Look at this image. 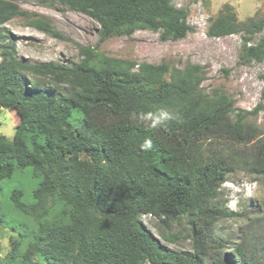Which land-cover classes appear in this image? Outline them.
<instances>
[{"label":"trees","instance_id":"16d2710c","mask_svg":"<svg viewBox=\"0 0 264 264\" xmlns=\"http://www.w3.org/2000/svg\"><path fill=\"white\" fill-rule=\"evenodd\" d=\"M57 1L98 24L95 44H78L80 58L70 63L19 58L3 27L14 17L65 36L43 14L0 0V111L18 116L12 137L0 133V184L25 169L37 178L29 201L21 189L9 193L22 224L12 227L17 234L0 264H253L240 243L221 254L226 247L213 227L233 215L216 197L235 165L264 176V131L245 120L259 105L238 109L222 89L206 92L201 64L137 62L99 50L109 37L138 29L182 38L191 29L187 10L171 0ZM246 22L225 3L207 33L246 26L240 57L260 61L264 19ZM221 140L250 144V152L222 155L213 145ZM142 214L166 226L184 218L191 248L161 243Z\"/></svg>","mask_w":264,"mask_h":264},{"label":"rangeland","instance_id":"374dc122","mask_svg":"<svg viewBox=\"0 0 264 264\" xmlns=\"http://www.w3.org/2000/svg\"><path fill=\"white\" fill-rule=\"evenodd\" d=\"M21 9L43 14L61 31L65 39L46 34L27 25L22 17H14L3 27L12 36L19 58L32 62L56 61L70 63L79 57L77 45H93L97 41L98 24L87 15L73 11L57 0H11ZM171 3L187 10V22L191 29L175 40H160L158 32L138 29L130 35L111 36L99 45V50L108 56L157 63L162 59L182 65L185 60L205 67V77L201 84L208 92L212 88L225 91L234 99L238 109L253 110L246 121L264 131V59L243 60L240 57L245 32L238 31L211 36L207 28L223 4L231 5L237 19L244 24L248 19H264V0H171ZM247 23V22H246ZM264 31V27H263ZM262 32L253 34L255 42ZM80 113L74 112L70 119L77 122ZM18 116L14 109L0 111V133L12 137ZM225 156L233 152L249 153L251 145L232 143L228 140L213 144ZM37 185V178L29 169L15 173L0 184V255L8 251L11 239L17 234L22 220L13 210L9 193L18 188L23 192V200L29 201L31 190ZM217 203L233 215L219 218L213 227L215 236L227 247L240 243L244 255L253 264L264 263V176L250 171L249 165L239 163L227 174L218 190ZM143 224L161 243L173 250L191 248L190 227L184 218L173 220L166 226L158 218L148 214L140 216ZM24 241L20 251L25 248ZM46 264V262H42Z\"/></svg>","mask_w":264,"mask_h":264},{"label":"clouds","instance_id":"9594fccd","mask_svg":"<svg viewBox=\"0 0 264 264\" xmlns=\"http://www.w3.org/2000/svg\"><path fill=\"white\" fill-rule=\"evenodd\" d=\"M145 146H150V142H148ZM150 216H152L151 214H148Z\"/></svg>","mask_w":264,"mask_h":264}]
</instances>
